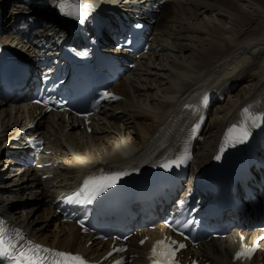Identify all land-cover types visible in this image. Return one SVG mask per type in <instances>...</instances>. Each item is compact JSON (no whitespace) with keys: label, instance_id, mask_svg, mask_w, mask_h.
<instances>
[{"label":"bare ground","instance_id":"6f19581e","mask_svg":"<svg viewBox=\"0 0 264 264\" xmlns=\"http://www.w3.org/2000/svg\"><path fill=\"white\" fill-rule=\"evenodd\" d=\"M41 1L0 0V12L11 7L8 14L12 16L18 5L28 7L24 9L29 12L34 7L32 3ZM44 1L51 8L57 2ZM87 1L98 5L100 10H114L117 6L150 4L152 0ZM162 1L163 16L157 11L155 18L159 24L149 38L152 47L158 50L137 61L132 74L116 87L128 97L127 104L121 108L126 118L103 115V121L94 124L91 135L69 132L64 136L65 118L49 114L42 120L36 119L34 131H23L16 143L18 146L15 143L10 146L11 149L26 148L25 135H43L47 153H41L36 162L41 163L42 168L16 166L14 161L10 163V157H13L10 155L0 158V179L8 180L0 184V187H6L0 189L4 192L0 195V205L3 210H8L10 219L37 240L62 250L94 252V249L85 248L89 238L80 239L72 224L58 221L50 207L51 200L60 191L77 186L83 173L95 165L111 168L133 163L154 152L177 115L179 103L193 98L198 100L208 90L227 93L225 104H213L203 132L204 139L196 144L199 148L195 147L192 168L198 169L211 162L222 135L232 127L245 107L251 106V114L264 107V0L158 2ZM25 25L28 28V24ZM49 33L50 30L45 28L40 31L42 37ZM0 42L18 51L16 53L26 51L19 37L10 32L1 36ZM28 45L34 48L31 42ZM18 106L12 107L17 109L13 112L0 105V151H7L3 146L27 124V114ZM32 114L30 110L28 115ZM76 122L80 121L74 118L69 122L71 129L76 128ZM6 162L9 163L5 170ZM47 174L51 176L43 179ZM35 189H41V192L34 193ZM17 192L20 196L14 197ZM24 199L31 205L20 209L18 201ZM230 234L218 240L219 243L203 244L194 255L202 258V264H243L231 261L235 233ZM128 244L133 253L143 250L132 239Z\"/></svg>","mask_w":264,"mask_h":264},{"label":"snow or ice","instance_id":"6c2138e0","mask_svg":"<svg viewBox=\"0 0 264 264\" xmlns=\"http://www.w3.org/2000/svg\"><path fill=\"white\" fill-rule=\"evenodd\" d=\"M80 7L81 6L79 4H68L67 0H59L58 4V10L62 15L82 21L87 15L86 12L66 10L68 8L78 10ZM83 7L91 9L94 6L91 4H85ZM136 27H140V25H136ZM79 55H87V53L83 52L79 53ZM104 98L118 99V97H115L107 92H105L101 97V99ZM204 102L206 104L207 97H204ZM36 103H44L47 105L49 100H37ZM250 108L251 106L245 107L241 113L243 119H241L240 123L233 124L232 127L228 129V133L225 137V143L221 145L220 148L221 153L224 152L226 146H235V144L247 142L251 136V128L259 127L261 124H264V113L253 115L250 112ZM202 120L203 118L201 117V121ZM199 128L200 124H195L192 128L193 134H195ZM188 159H191V156L187 149H185L183 153L176 156L174 159H168L159 166L170 171L173 167H180V165L184 164ZM215 159L220 160L221 156L217 155ZM134 170L138 171V169ZM127 175L128 173L126 171H117L108 174H101L100 176H87L83 180L80 188L67 199L69 202L76 203L91 202L101 193L117 184L122 177ZM79 223L83 227V221H79ZM176 223L179 224L180 222L177 221ZM189 223L192 222L189 221L188 223H185L183 227L187 228ZM168 226L172 228L173 231H177L176 225L169 223ZM84 230L87 231V229ZM179 235L184 237V233L182 231L179 232ZM260 239H264V237H261ZM243 240L244 237L241 236V247L240 250L235 253V259L251 258L259 247L258 242L248 246L243 243ZM144 242V240L140 241L141 244ZM185 247L186 244L172 239L169 236L157 239L153 242L150 249V255L148 257L150 264H180V261L177 258V253ZM113 251L123 252L125 249L114 248ZM108 255L111 256L112 252H109ZM0 258L7 261V264H90V262L79 253L53 249L34 242L33 240L26 238V236L19 229L6 228L3 221H0ZM114 264H124L123 258L115 260Z\"/></svg>","mask_w":264,"mask_h":264},{"label":"rangeland","instance_id":"374dc122","mask_svg":"<svg viewBox=\"0 0 264 264\" xmlns=\"http://www.w3.org/2000/svg\"><path fill=\"white\" fill-rule=\"evenodd\" d=\"M223 104H225V102H224ZM213 153H214V152H213ZM213 153H212V155H213ZM3 167H4V169H5V168H6V165H4ZM12 172H13V171H9V173H12ZM7 181H8V180H7ZM7 181H6V179L4 180V182H7ZM4 182H3V183H4ZM0 189H6V187H1ZM11 194H12V193H11ZM14 194H15V193H14ZM20 194H21V193L18 192V193H16V194L14 195V197H19ZM24 196H25V195H24ZM24 198H25V197H24ZM18 202H19L18 205H21V206H19L20 209L24 208V206L26 207V205H31V202H30V201H27V200H25V199L22 200V201L19 200ZM22 206H23V207H22Z\"/></svg>","mask_w":264,"mask_h":264},{"label":"water","instance_id":"95a60500","mask_svg":"<svg viewBox=\"0 0 264 264\" xmlns=\"http://www.w3.org/2000/svg\"><path fill=\"white\" fill-rule=\"evenodd\" d=\"M192 171H194V168H192Z\"/></svg>","mask_w":264,"mask_h":264}]
</instances>
